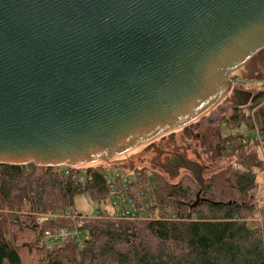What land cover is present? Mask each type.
<instances>
[{"label": "water", "instance_id": "95a60500", "mask_svg": "<svg viewBox=\"0 0 264 264\" xmlns=\"http://www.w3.org/2000/svg\"><path fill=\"white\" fill-rule=\"evenodd\" d=\"M262 50L264 0H0V165L119 164L230 92L248 106L230 73ZM180 168L194 207L208 166Z\"/></svg>", "mask_w": 264, "mask_h": 264}, {"label": "trees", "instance_id": "16d2710c", "mask_svg": "<svg viewBox=\"0 0 264 264\" xmlns=\"http://www.w3.org/2000/svg\"><path fill=\"white\" fill-rule=\"evenodd\" d=\"M237 69L239 75L230 76L234 82L262 80L264 50ZM230 111L217 126L199 130L210 159L233 160L204 176L203 200L194 207L200 186L189 172L170 181L156 170L126 168L131 183L124 189L115 174L113 189L106 167L0 165V264H23L18 236L26 229L35 232L32 244L45 252L41 264H264V208L248 201L264 172V87L250 106ZM190 131L184 128L188 137ZM120 190L132 207L120 206ZM81 194L103 207L82 214L75 207ZM66 211L76 219L50 217ZM127 211L135 218L122 217ZM259 216L263 222L251 223ZM73 226L82 233V246L74 240L47 246L41 240L46 231Z\"/></svg>", "mask_w": 264, "mask_h": 264}, {"label": "rangeland", "instance_id": "374dc122", "mask_svg": "<svg viewBox=\"0 0 264 264\" xmlns=\"http://www.w3.org/2000/svg\"><path fill=\"white\" fill-rule=\"evenodd\" d=\"M237 70L238 69L232 71L230 73V76H233L234 74L238 73L239 71ZM233 86L235 88L251 91L255 95L259 90H261L264 87V78L259 81L244 79V83L240 85H233ZM232 96L233 94L231 92L228 93L227 96L223 98L211 110H209L207 113L199 117L194 122L187 125L189 128H191V131H190L191 136H189L188 141L191 142L192 147H194L199 152L198 157L194 156V160L199 162L200 164H204L208 166V168L204 171V176H208L212 174L213 172L219 170L220 168L227 166L228 164L231 163V160H233V158H227V159L219 158L215 160H213L214 158L210 159L208 157V153H206L205 149L200 144V138L198 135L200 129L206 126H217L219 121L221 120V117L231 112L230 110L233 107V104L231 102ZM252 101L249 103V106L252 103ZM185 127L176 129L175 131L177 132V134L178 133L181 134L182 132H184ZM141 148L142 147H137L129 151L126 154H122L121 157L119 156L120 158L118 159L121 160V163L119 164H108L106 162H96L94 164H90V165L83 166V167H77V168L82 169V170L84 169L91 170L94 168L106 167L108 168L106 172H107L109 179H113V176L117 173H120V174L128 173L126 166L129 164V160L141 154L142 152L139 153ZM185 172H188V171L187 170L181 171V173L175 177H170L166 174L164 175L168 179H170V181H175L179 179L180 176L183 175ZM248 201L250 203L255 204L258 210L259 209L263 210L264 208V172L263 171L259 172L258 178H257V187L250 192ZM75 207L82 214L93 215L98 212L99 208L103 207V204H100L99 202L93 200L87 194H81V195H78L75 199ZM250 220H251V223H255L257 221L263 222V218L261 216L257 218H252ZM34 241H35V232L32 229H26L24 233L18 236V245L20 246L19 252H20V256L22 258L23 264H41L45 262V252L41 250L40 247L38 248L37 246L32 244Z\"/></svg>", "mask_w": 264, "mask_h": 264}, {"label": "flooded vegetation", "instance_id": "af4514ba", "mask_svg": "<svg viewBox=\"0 0 264 264\" xmlns=\"http://www.w3.org/2000/svg\"><path fill=\"white\" fill-rule=\"evenodd\" d=\"M188 139L189 137L186 136L185 132L177 134L175 131L174 134L161 135L141 146L139 153H144L130 159L126 168H149L172 177L170 170H172V164L175 160L181 157L194 160V156L198 157V150L192 147ZM151 144H155V146H151ZM181 171H185V169L180 168V173Z\"/></svg>", "mask_w": 264, "mask_h": 264}, {"label": "built area", "instance_id": "2783aa9c", "mask_svg": "<svg viewBox=\"0 0 264 264\" xmlns=\"http://www.w3.org/2000/svg\"><path fill=\"white\" fill-rule=\"evenodd\" d=\"M239 83L241 84L244 83V80L242 78H238L236 82L233 81V85H239ZM116 178L121 179V182L124 185V189L127 187V185H129V183H131V181L128 179V177L125 174L117 173ZM108 180L111 182V187L115 189L117 185L111 179H108ZM81 181H84V179L81 178ZM120 191L121 192L119 193V197H118V202L120 206L122 205L125 207H129V206L132 207L134 203L133 200L127 197L125 198L124 196L125 191H122V190ZM128 210H130V208H128ZM126 213L127 214H122L123 215L122 217L135 218L134 212L130 213L129 211H127ZM50 217H52L53 219L69 218V219L75 220L76 213L71 212V211H66L63 213H57V214L50 215ZM41 240L44 243V245H47V246H54L56 244H64L70 240H74L80 246H82L83 244L82 233L77 226H73L69 228H62L56 231H46L44 235L42 236Z\"/></svg>", "mask_w": 264, "mask_h": 264}, {"label": "bare ground", "instance_id": "6f19581e", "mask_svg": "<svg viewBox=\"0 0 264 264\" xmlns=\"http://www.w3.org/2000/svg\"><path fill=\"white\" fill-rule=\"evenodd\" d=\"M128 153V152H127ZM124 154H126V153H124ZM120 157H121V155H120ZM119 156H117V157H115L114 159H111V160H119L118 158H120ZM98 162H100V161H98ZM96 163V162H95ZM92 164H94V163H92Z\"/></svg>", "mask_w": 264, "mask_h": 264}]
</instances>
